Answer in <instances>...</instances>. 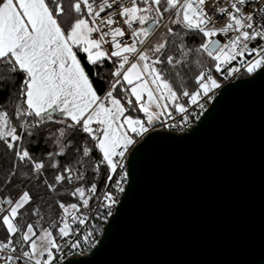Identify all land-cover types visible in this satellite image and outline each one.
<instances>
[{"label": "snow or ice", "instance_id": "obj_1", "mask_svg": "<svg viewBox=\"0 0 264 264\" xmlns=\"http://www.w3.org/2000/svg\"><path fill=\"white\" fill-rule=\"evenodd\" d=\"M257 75L264 0H0V264H78L137 138Z\"/></svg>", "mask_w": 264, "mask_h": 264}, {"label": "water", "instance_id": "obj_2", "mask_svg": "<svg viewBox=\"0 0 264 264\" xmlns=\"http://www.w3.org/2000/svg\"><path fill=\"white\" fill-rule=\"evenodd\" d=\"M78 264H264V75L224 84L182 134L148 133Z\"/></svg>", "mask_w": 264, "mask_h": 264}, {"label": "built area", "instance_id": "obj_3", "mask_svg": "<svg viewBox=\"0 0 264 264\" xmlns=\"http://www.w3.org/2000/svg\"><path fill=\"white\" fill-rule=\"evenodd\" d=\"M242 77H243V76H242ZM236 80H237V79H233V80H230V81H228V82H225L224 84L229 83V82H234V81H236ZM218 91H219V90H218ZM218 91H217V93H218ZM216 95H217V94H216ZM211 102H212V100H211V101H208V102L205 104V111L203 112L202 115L199 116V119H193L192 122H191V124H190L189 126H186L185 128H183L182 131L169 130V129H167V128H163V127L157 126L154 130H151V131H149L148 133L153 132V131H167V132H171V133H174V134H182V133H185V132H187L188 130H190L191 128H193V127H194V126L200 121L201 117H202V116L204 115V113L208 110V108H209ZM197 111L199 112V110H197ZM148 133H146L143 137L137 138V143L140 142V141H141V140H142V139H143ZM137 143H136V144H137ZM136 144H135V145H136ZM135 145H133V146H135ZM133 146L129 149V152H130V150L133 148ZM129 152H128V154H129ZM128 154H127V156H128ZM126 160H127V159H126ZM122 197H123V196H122ZM121 200H122V198H121ZM115 212H116V209H115ZM115 212H114V214H115ZM109 219H110V218H109ZM107 222H108V221H107ZM107 222H106V223H107ZM106 223L102 226V229H103V227L106 225ZM101 235H102V231L98 232L97 237H96L98 243H97L94 247L87 248L86 251L82 252L79 256L73 257V259H74V258H80V257H86V256H89V255L93 252V250L99 245V242H100V239H101Z\"/></svg>", "mask_w": 264, "mask_h": 264}, {"label": "trees", "instance_id": "obj_4", "mask_svg": "<svg viewBox=\"0 0 264 264\" xmlns=\"http://www.w3.org/2000/svg\"><path fill=\"white\" fill-rule=\"evenodd\" d=\"M39 151H46V149L39 148L37 152L39 153ZM10 162V154L4 155V148L0 146V179L4 178V174L8 170Z\"/></svg>", "mask_w": 264, "mask_h": 264}]
</instances>
